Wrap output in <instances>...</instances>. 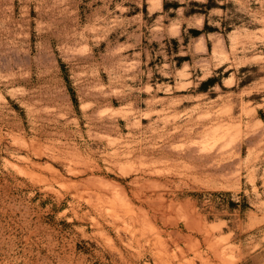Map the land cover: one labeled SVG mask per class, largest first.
I'll return each mask as SVG.
<instances>
[{"label": "rangeland", "instance_id": "374dc122", "mask_svg": "<svg viewBox=\"0 0 264 264\" xmlns=\"http://www.w3.org/2000/svg\"><path fill=\"white\" fill-rule=\"evenodd\" d=\"M0 264H264V0H0Z\"/></svg>", "mask_w": 264, "mask_h": 264}, {"label": "bare ground", "instance_id": "6f19581e", "mask_svg": "<svg viewBox=\"0 0 264 264\" xmlns=\"http://www.w3.org/2000/svg\"><path fill=\"white\" fill-rule=\"evenodd\" d=\"M149 1H151V0H149ZM158 1H159V0H158ZM160 1H161V0H160ZM160 3H161V2H160ZM157 5H158V4H157ZM156 7H157V6H156ZM203 44H204V43H203ZM216 47H217V46H216ZM219 48H220V47H219ZM219 48H218V49H219ZM217 51H218V50H217Z\"/></svg>", "mask_w": 264, "mask_h": 264}]
</instances>
